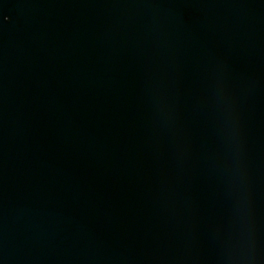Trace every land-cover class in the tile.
I'll return each mask as SVG.
<instances>
[{"label":"water","instance_id":"95a60500","mask_svg":"<svg viewBox=\"0 0 264 264\" xmlns=\"http://www.w3.org/2000/svg\"><path fill=\"white\" fill-rule=\"evenodd\" d=\"M0 264H264V0H0Z\"/></svg>","mask_w":264,"mask_h":264}]
</instances>
